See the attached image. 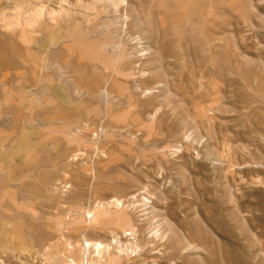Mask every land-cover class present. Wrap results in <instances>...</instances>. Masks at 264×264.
I'll list each match as a JSON object with an SVG mask.
<instances>
[{"label": "rangeland", "instance_id": "rangeland-1", "mask_svg": "<svg viewBox=\"0 0 264 264\" xmlns=\"http://www.w3.org/2000/svg\"><path fill=\"white\" fill-rule=\"evenodd\" d=\"M0 264H264V0H0Z\"/></svg>", "mask_w": 264, "mask_h": 264}]
</instances>
